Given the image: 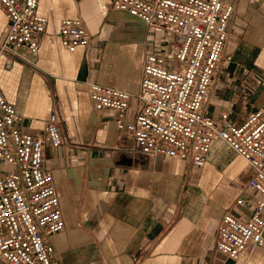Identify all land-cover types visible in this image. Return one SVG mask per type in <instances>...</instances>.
<instances>
[{
    "label": "crops",
    "instance_id": "crops-1",
    "mask_svg": "<svg viewBox=\"0 0 264 264\" xmlns=\"http://www.w3.org/2000/svg\"><path fill=\"white\" fill-rule=\"evenodd\" d=\"M114 1L39 0L50 19L39 52L20 53L11 68L0 61V89L23 117V132L45 133L55 111L61 120L62 145L44 146L66 225L51 237L56 253L63 264H264V246L249 245L238 261L216 248L222 217L247 220L257 196L248 189L254 169L226 142L213 143L203 168L152 157L118 130L117 113L94 109L92 83L129 93L126 117L133 116L146 56L169 52L168 34L115 10ZM222 1L235 6L224 51L231 60L216 73L204 113L218 119L228 112L242 124L264 109V0ZM67 19L82 21L87 47L59 45ZM6 27L0 10V35Z\"/></svg>",
    "mask_w": 264,
    "mask_h": 264
},
{
    "label": "built area",
    "instance_id": "built-area-1",
    "mask_svg": "<svg viewBox=\"0 0 264 264\" xmlns=\"http://www.w3.org/2000/svg\"><path fill=\"white\" fill-rule=\"evenodd\" d=\"M38 5L39 0H0L7 21L0 61L9 59L10 68L20 53L36 55L48 33L49 16ZM113 8L174 37L175 44L168 45V53L146 56L133 116L126 117L129 93L94 83L88 86L93 107L117 113L118 130L130 134L142 154L203 168L213 143L221 140L254 169L248 184L257 195L252 216L242 221L227 213L218 230L217 250L238 261L249 245L264 246V109L242 124L228 112L218 119L204 113L216 73L224 59L231 60L224 51L235 6L222 0H115ZM56 38L69 52L90 42L78 19L63 20ZM60 121L55 111L45 133L23 132V117L0 89V258L6 264H63L51 237L66 225L53 175L44 167L45 144L62 145Z\"/></svg>",
    "mask_w": 264,
    "mask_h": 264
},
{
    "label": "rangeland",
    "instance_id": "rangeland-1",
    "mask_svg": "<svg viewBox=\"0 0 264 264\" xmlns=\"http://www.w3.org/2000/svg\"><path fill=\"white\" fill-rule=\"evenodd\" d=\"M169 44L174 45L175 44V40L174 37L170 36V42Z\"/></svg>",
    "mask_w": 264,
    "mask_h": 264
}]
</instances>
